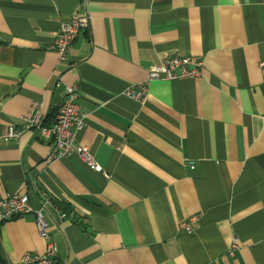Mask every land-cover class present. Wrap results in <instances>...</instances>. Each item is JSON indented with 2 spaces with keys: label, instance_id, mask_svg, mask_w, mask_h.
<instances>
[{
  "label": "crops",
  "instance_id": "crops-1",
  "mask_svg": "<svg viewBox=\"0 0 264 264\" xmlns=\"http://www.w3.org/2000/svg\"><path fill=\"white\" fill-rule=\"evenodd\" d=\"M83 14L90 27L61 62L59 25ZM165 55L201 58L202 77L127 98ZM262 60L264 0H0V199L55 206L46 237L33 213L0 220V255L20 264L53 243L67 264H264ZM73 85L76 139L102 172L49 162L51 142L31 133L2 140L34 106L51 121Z\"/></svg>",
  "mask_w": 264,
  "mask_h": 264
},
{
  "label": "built area",
  "instance_id": "built-area-1",
  "mask_svg": "<svg viewBox=\"0 0 264 264\" xmlns=\"http://www.w3.org/2000/svg\"><path fill=\"white\" fill-rule=\"evenodd\" d=\"M90 27V16L88 14L74 15L69 21L61 22L59 30L55 34V40L50 46L58 55L61 62L67 61V54L70 47L78 40L81 33ZM204 62L198 57L163 56L159 63L152 66L145 82L136 84L125 92V96L138 103H143L149 91L150 82L154 81H175L185 79H197L203 75ZM259 69L264 78V60L259 64ZM79 97L78 87L73 85L66 90V97L63 103L54 113L53 119L47 118L34 106L33 110L24 118L21 125H11L6 134L2 137L4 142L17 141L26 133H31L34 138L50 141L52 151L48 161L64 158L77 157L90 170L102 172L90 153V149L77 142L78 132L85 127L86 115L77 104ZM39 208L35 209L28 196L9 195L0 199V220L10 221L28 214H35V223L41 237H46L47 224L44 213L48 208H55L51 198L39 195ZM199 220L193 216L180 225V230L188 234L194 232L193 226ZM239 246L236 241L231 245L228 255L234 257ZM58 250L55 244L47 246L44 254L35 255L26 253L20 264H67L57 261Z\"/></svg>",
  "mask_w": 264,
  "mask_h": 264
},
{
  "label": "trees",
  "instance_id": "trees-1",
  "mask_svg": "<svg viewBox=\"0 0 264 264\" xmlns=\"http://www.w3.org/2000/svg\"><path fill=\"white\" fill-rule=\"evenodd\" d=\"M59 207H60V209H61L62 211H64V210L66 209V207H63L62 205L59 206ZM0 264H8V263H7V260H6L5 258H3L1 255H0Z\"/></svg>",
  "mask_w": 264,
  "mask_h": 264
}]
</instances>
